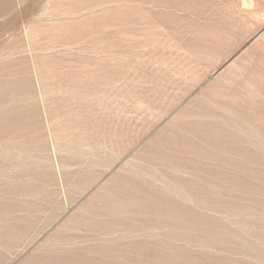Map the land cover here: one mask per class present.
I'll return each mask as SVG.
<instances>
[{
    "label": "rangeland",
    "instance_id": "1",
    "mask_svg": "<svg viewBox=\"0 0 264 264\" xmlns=\"http://www.w3.org/2000/svg\"><path fill=\"white\" fill-rule=\"evenodd\" d=\"M0 264H264V0H0Z\"/></svg>",
    "mask_w": 264,
    "mask_h": 264
}]
</instances>
